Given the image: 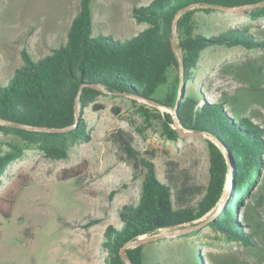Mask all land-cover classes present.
<instances>
[{"label":"trees","instance_id":"16d2710c","mask_svg":"<svg viewBox=\"0 0 264 264\" xmlns=\"http://www.w3.org/2000/svg\"><path fill=\"white\" fill-rule=\"evenodd\" d=\"M92 3L93 0H79L80 8L70 24L66 42L49 55L34 59L27 49L21 51L22 67L7 85L0 86V134L16 135L26 145L37 147L48 159L65 160L72 147L91 141L85 111L90 106L102 110L98 99L105 91L128 95L135 105L136 99H144L172 111L181 96L176 112L179 125L185 130L207 133L220 145L207 140L208 183L197 185L180 177L177 164L172 161L167 162L161 178L153 151H139L130 131L119 128L111 132L108 140L120 159L131 167L133 178L141 177L142 183L138 203L118 210L120 226L110 224L105 228L102 247L107 254L106 264H126L120 251L139 238L164 229L196 225L218 206L229 182L230 202L209 226L222 232L228 241L255 246L254 233L242 228V225L251 228V216L244 214L239 221L237 211L245 205V198L260 179L264 128L247 118H236L222 99L203 103V94L186 85L193 81L202 55L209 48L264 49V39L247 27L230 28L210 37L200 33L196 13L216 11L206 6L254 7L248 16L251 21H258L264 18V0H152L146 6L133 7L136 23L148 27L126 40L93 35ZM174 35L183 69V89L180 62L172 47ZM172 71L177 75L171 90L156 98L161 88L169 84ZM136 107L146 128L157 123L164 138L178 139L173 113H161L143 104ZM10 149L0 154V188L8 167L25 156L22 147L13 145ZM88 166V161L83 160L61 170L57 177L64 181L86 176ZM24 179L20 174L15 184L0 195V216L4 219L11 218L19 195L28 185ZM97 223L100 220H93L88 226ZM126 255L131 264H143V245L127 248Z\"/></svg>","mask_w":264,"mask_h":264},{"label":"rangeland","instance_id":"374dc122","mask_svg":"<svg viewBox=\"0 0 264 264\" xmlns=\"http://www.w3.org/2000/svg\"><path fill=\"white\" fill-rule=\"evenodd\" d=\"M151 1L93 0V35L116 40L137 35L148 25L137 24L132 9ZM79 8V0H0V86L7 85L22 67L23 49L34 59H40L63 45ZM252 9L197 12L199 32L210 37L230 28L247 27L264 39V18L251 21L248 13ZM179 73L181 80L180 68ZM176 75V71L170 73L169 84L161 88L156 98L171 90ZM186 86L200 91L203 103L222 99L236 118H247L264 128V49L209 48L202 55L193 81ZM136 100L137 105L132 97L105 91L98 99L103 109L96 111L90 106L85 111L91 141L72 147L65 160L48 159L37 147L26 145L16 135L0 134V154L11 150L13 145L25 150V156L6 170L0 195L15 184L20 174L28 180L11 218L0 216V264H106L107 254L102 247L105 228L110 224L120 226L118 210L138 203L142 183L141 177L133 178L131 167L120 159L108 140L109 134L119 128L133 134L139 151H153L161 178L167 162L172 161L177 164L180 177L197 185L208 183L207 136L167 140L160 134L157 123L145 127L136 106L143 104L161 113L174 111L156 102ZM83 160L89 163L86 176L58 179L61 170ZM259 177L245 198V205L237 211L239 221L244 214L251 216V228L248 225L242 228L254 233L255 246L228 241L222 232L209 226L230 202L227 183L226 194L218 206L195 222L204 223L195 233H182L194 225L160 231L157 234L163 233L164 237L143 245V264H264V165ZM93 220L100 223L88 226Z\"/></svg>","mask_w":264,"mask_h":264},{"label":"water","instance_id":"95a60500","mask_svg":"<svg viewBox=\"0 0 264 264\" xmlns=\"http://www.w3.org/2000/svg\"><path fill=\"white\" fill-rule=\"evenodd\" d=\"M206 7H211V8H214V9H222V10H234L236 8H231V7H224V6H206ZM239 8H247V7H239ZM254 8V7H252ZM175 25H176V22L174 24V28H175ZM172 47L175 51V53L177 54L178 56V59H179V62H180V55L176 49V36L174 35V37L172 38ZM180 72H181V84L183 82V69H182V65H181V62H180ZM183 85V84H182ZM182 85H181V88H182ZM180 94V93H179ZM128 96V95H127ZM182 99L181 96L178 97L177 99V105H176V108L173 112L174 116H175V122H176V131L178 132V135L179 137H182V138H185L189 135H198V136H207L208 140H211L213 141L214 143H216V145L218 147H220V145L218 144V142L215 140L214 137L208 135L207 133H203V132H183L181 126L179 125V121H178V118H177V115H176V112H177V109H178V104H179V101ZM80 121V116H79V113H77L76 115V125H78ZM229 191L231 190V182H229ZM204 223H201V224H196L194 226H192L191 228H188L186 231L182 232V233H190L192 231H194L195 229H197L198 227H200L201 225H203ZM165 234L163 233H160V234H155L153 236H149V237H142V238H139L138 240L132 242L131 244L129 245H125L122 247L121 251H120V256H121V259L126 263V264H131L130 261L128 260L127 258V255H126V249L129 248V247H137V246H141V245H144L145 243H148V242H151V241H156L162 237H164Z\"/></svg>","mask_w":264,"mask_h":264},{"label":"crops","instance_id":"0c3cea01","mask_svg":"<svg viewBox=\"0 0 264 264\" xmlns=\"http://www.w3.org/2000/svg\"><path fill=\"white\" fill-rule=\"evenodd\" d=\"M165 230V229H164ZM162 231V230H161Z\"/></svg>","mask_w":264,"mask_h":264}]
</instances>
